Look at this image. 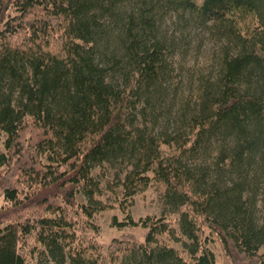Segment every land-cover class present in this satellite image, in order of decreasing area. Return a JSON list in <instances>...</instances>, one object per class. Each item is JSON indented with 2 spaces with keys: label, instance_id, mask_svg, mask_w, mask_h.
<instances>
[{
  "label": "trees",
  "instance_id": "obj_1",
  "mask_svg": "<svg viewBox=\"0 0 264 264\" xmlns=\"http://www.w3.org/2000/svg\"><path fill=\"white\" fill-rule=\"evenodd\" d=\"M0 132V264H264V0H0Z\"/></svg>",
  "mask_w": 264,
  "mask_h": 264
},
{
  "label": "rangeland",
  "instance_id": "obj_2",
  "mask_svg": "<svg viewBox=\"0 0 264 264\" xmlns=\"http://www.w3.org/2000/svg\"><path fill=\"white\" fill-rule=\"evenodd\" d=\"M217 44V40L214 37L203 36L201 53L190 55L188 58V63L193 64L194 61L204 63L205 59L207 58L205 56L207 51L210 48L212 49L213 47H215ZM5 139L6 135L3 132H0L1 150H4ZM124 168L125 166L122 165L105 163L101 166L95 167L92 171L93 175L102 182L101 198L111 205L110 208L99 211L94 218V221L100 226L101 229L100 240L105 243L125 232L134 233L137 237L141 238L145 231L142 227H119L115 224V220L123 221L129 214L135 220H139L141 217H145L147 215L161 216L165 214L163 200L160 197L159 192L153 187L145 189L141 193L137 194L134 198L133 203L127 205L122 202L121 194L116 196L107 189V182L114 181L117 176H121L124 172ZM77 198L80 202H86V198L81 192L78 193ZM3 204L4 196L2 191L0 190V206ZM167 215L175 222L178 221L180 216L178 213H168ZM175 225L179 230V225L176 223ZM169 243L179 249L183 247L182 243H175L172 241H169ZM42 261L43 259H41L40 255L36 254L29 258L27 264H55L49 261ZM218 261L221 264L219 259ZM65 264L69 263L66 262Z\"/></svg>",
  "mask_w": 264,
  "mask_h": 264
}]
</instances>
